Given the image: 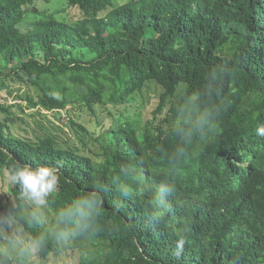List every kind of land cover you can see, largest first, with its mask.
I'll return each mask as SVG.
<instances>
[{"label": "trees", "instance_id": "16d2710c", "mask_svg": "<svg viewBox=\"0 0 264 264\" xmlns=\"http://www.w3.org/2000/svg\"><path fill=\"white\" fill-rule=\"evenodd\" d=\"M37 1L0 0V79L36 87L31 106L96 114L154 81L155 113H169L154 123L111 107L92 131L70 120L95 157L53 135L16 136L0 104V175L56 168L50 222L63 204L97 201L91 227L64 247L48 240L39 264L65 249L78 264H264V0H62L51 12L30 9ZM72 7L78 19L59 17ZM14 191L10 182L0 209ZM178 233L187 242L177 256Z\"/></svg>", "mask_w": 264, "mask_h": 264}, {"label": "clouds", "instance_id": "9594fccd", "mask_svg": "<svg viewBox=\"0 0 264 264\" xmlns=\"http://www.w3.org/2000/svg\"><path fill=\"white\" fill-rule=\"evenodd\" d=\"M209 123V114L202 113L197 126ZM256 133L264 137V126L256 128ZM11 185L15 191L10 194L12 207L0 211V264H15L24 259L33 262L38 251L51 240L60 247L82 235L91 227L97 201L93 198L77 199L58 207L50 222L47 207L59 187L57 169L45 165H22L12 170ZM171 189L162 187L159 196L167 199ZM127 196V192L124 193ZM162 209V206H161ZM165 214L158 210L151 220L156 224L164 221ZM39 232L38 235L33 231ZM43 229V231H39ZM175 244V255L184 250L186 238L179 233Z\"/></svg>", "mask_w": 264, "mask_h": 264}, {"label": "rangeland", "instance_id": "374dc122", "mask_svg": "<svg viewBox=\"0 0 264 264\" xmlns=\"http://www.w3.org/2000/svg\"><path fill=\"white\" fill-rule=\"evenodd\" d=\"M62 0H39L30 9L46 10L47 12L55 11L62 8ZM60 16L67 21L76 20L80 17L81 11L79 8L72 7L66 11H60ZM30 26V24H29ZM27 28L28 25H23ZM163 89L154 81H149L146 86L134 93L129 100L117 107L112 105L101 106L97 105L96 114H93L85 107H80L77 104H70L65 109L47 110L45 107L38 105L33 107L26 99L29 94L35 99L38 98V89L29 83L20 80L18 77H3L0 79V104L11 111L9 123L11 131L19 137L37 141L46 135H53L57 138L62 146H77L83 152L97 157L95 153L94 142L87 140L89 147L83 146L79 140V133L75 127L70 124V120L85 125L88 129L96 130L98 128V117L103 119L107 114V110L112 108L113 113H129L141 114L142 120L154 121V123L165 120L168 116V108L162 113H155V109L159 105L160 95ZM0 116L6 118V111L1 110ZM233 159V158H232ZM10 184L8 174L0 175V198L5 202L7 199V191ZM0 211H7L2 210ZM46 214L49 221L53 218L52 213ZM79 252L76 250H64L59 255H52L47 264H78ZM30 262V261H29ZM33 262L39 264L40 259L38 253L33 258ZM15 264H22L16 261Z\"/></svg>", "mask_w": 264, "mask_h": 264}]
</instances>
